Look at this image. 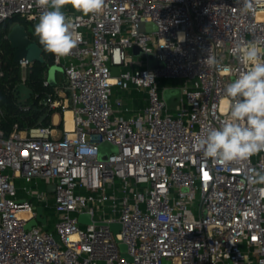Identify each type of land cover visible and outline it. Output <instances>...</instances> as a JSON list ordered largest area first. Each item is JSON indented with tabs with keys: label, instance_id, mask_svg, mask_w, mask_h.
Returning <instances> with one entry per match:
<instances>
[{
	"label": "built area",
	"instance_id": "2783aa9c",
	"mask_svg": "<svg viewBox=\"0 0 264 264\" xmlns=\"http://www.w3.org/2000/svg\"><path fill=\"white\" fill-rule=\"evenodd\" d=\"M242 3L105 0L96 16L64 7L81 40L53 56L62 76L51 84L46 71L42 100L62 118L16 123L9 136L0 127V264H264V184L246 182L264 171V152L226 166L197 146L228 118L225 88L248 67L237 45L255 44L264 59V0L247 13ZM43 11L35 0H0V77L6 21L36 23ZM135 45L164 66L149 68ZM169 87L181 89L174 109ZM39 205L47 222L25 228Z\"/></svg>",
	"mask_w": 264,
	"mask_h": 264
},
{
	"label": "clouds",
	"instance_id": "9594fccd",
	"mask_svg": "<svg viewBox=\"0 0 264 264\" xmlns=\"http://www.w3.org/2000/svg\"><path fill=\"white\" fill-rule=\"evenodd\" d=\"M45 9L35 25V35L46 52L58 57L68 56L81 40V34L63 11L72 8L87 15H99L104 11L105 0H35ZM241 12L253 11L252 0H243ZM180 35L179 40L183 41ZM236 54L247 70L227 84L225 95L228 118L219 127L209 128L198 142V148L207 158L217 159L224 165L240 163L264 152V59L255 44L237 45ZM206 63L212 66L215 59L208 57ZM225 109L222 108L221 111ZM248 184H264V171L252 170L246 177Z\"/></svg>",
	"mask_w": 264,
	"mask_h": 264
},
{
	"label": "trees",
	"instance_id": "16d2710c",
	"mask_svg": "<svg viewBox=\"0 0 264 264\" xmlns=\"http://www.w3.org/2000/svg\"><path fill=\"white\" fill-rule=\"evenodd\" d=\"M14 22H20L26 26L31 38L39 45L42 57L30 60L31 69L26 84L31 87V94L24 102H19L16 89L21 79L20 64L14 60V49L9 40L4 39L2 41L1 60L4 74L0 77V127L3 129L5 136L10 135L16 123L20 129L38 125H52V116L55 113L54 110L48 109L42 103L46 92L51 89L44 86L43 78L46 71L53 64L54 54L44 50L35 32L28 30L29 23L19 16H14L6 21L4 30L8 31L10 25Z\"/></svg>",
	"mask_w": 264,
	"mask_h": 264
},
{
	"label": "water",
	"instance_id": "95a60500",
	"mask_svg": "<svg viewBox=\"0 0 264 264\" xmlns=\"http://www.w3.org/2000/svg\"><path fill=\"white\" fill-rule=\"evenodd\" d=\"M8 40L10 42V45L14 49V60L16 62H20L22 59H29L28 57V51L31 45L37 44L35 40H33L28 33L26 26L20 22H15L10 29V32L8 34ZM133 53L136 56H142L147 57L148 59V66L149 68H160L164 66V63L162 61H159L155 58L154 54L151 52L144 51L141 47L138 45H135L133 47ZM62 71V67L58 65H51L48 69V79L51 84H55L56 82V73ZM112 74L113 75H119V68L117 66L112 67ZM164 99L167 103V106L170 109H174L177 104L178 100L181 97V89L179 87H169L166 88L163 92ZM109 146V143L106 142L101 146V157L103 159L107 158V155L103 153V150L105 147ZM79 220L81 222H91V216L88 213H81L79 215ZM47 222L46 216L44 215V210L41 205L37 206V214L35 218L29 220L25 224V228L31 229L33 226L42 223L45 224ZM99 224H104L103 222H97ZM111 228L114 230L115 233L119 232L121 228L120 223H112L110 224ZM120 247L122 251H125L127 246L125 243L121 242ZM127 259L131 260L132 258L127 255L123 254Z\"/></svg>",
	"mask_w": 264,
	"mask_h": 264
},
{
	"label": "rangeland",
	"instance_id": "374dc122",
	"mask_svg": "<svg viewBox=\"0 0 264 264\" xmlns=\"http://www.w3.org/2000/svg\"><path fill=\"white\" fill-rule=\"evenodd\" d=\"M39 22V19L36 21V23H29L28 24V30L31 31V32H35L34 31V28H35V25ZM14 23L11 24V26L13 25ZM28 57L31 59V60H35V59H40L42 57V54H41V49L39 47L38 44H33L30 46L29 48V51H28ZM30 69H31V66H27V67H21L20 66V70H21V79H20V82L19 84L17 85V98L19 100V102H24L31 94V87L29 85L26 84V79H27V76L30 72ZM58 75H60V72H58ZM62 118V116L60 117V119ZM65 118H66V115H65ZM56 119V114H53L52 116V120H55ZM59 129L61 131V126H59ZM62 133V131L60 132V134ZM54 213H52V215H50V219H53L54 218Z\"/></svg>",
	"mask_w": 264,
	"mask_h": 264
},
{
	"label": "crops",
	"instance_id": "0c3cea01",
	"mask_svg": "<svg viewBox=\"0 0 264 264\" xmlns=\"http://www.w3.org/2000/svg\"><path fill=\"white\" fill-rule=\"evenodd\" d=\"M58 72H59V71H58ZM58 72L56 73V79H60V77L62 76L61 72H60V75H58ZM126 95H128V100H129L130 102H134V101H136V100L134 99V96H135V97H138V98L141 97V95H140L139 93L135 92L134 90L127 92ZM59 120H60V116L57 114V115H56V119L53 120V121H59ZM38 185H39V187L42 186V185H43V182H39Z\"/></svg>",
	"mask_w": 264,
	"mask_h": 264
},
{
	"label": "bare ground",
	"instance_id": "6f19581e",
	"mask_svg": "<svg viewBox=\"0 0 264 264\" xmlns=\"http://www.w3.org/2000/svg\"><path fill=\"white\" fill-rule=\"evenodd\" d=\"M65 115H66V128L67 129H71L72 126H73V119H72V111L70 109H68L66 112H65ZM23 215H26V213H22Z\"/></svg>",
	"mask_w": 264,
	"mask_h": 264
}]
</instances>
